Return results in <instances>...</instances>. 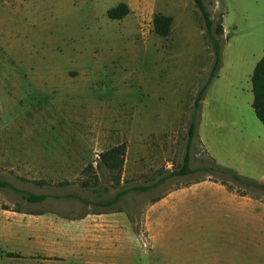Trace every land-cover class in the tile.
<instances>
[{"label": "rangeland", "instance_id": "374dc122", "mask_svg": "<svg viewBox=\"0 0 264 264\" xmlns=\"http://www.w3.org/2000/svg\"><path fill=\"white\" fill-rule=\"evenodd\" d=\"M203 2L214 22L223 13L225 33L189 150L194 173L134 191L182 164L194 97L212 63L193 0H0V179L49 196L29 203L0 190V264H264L263 215L248 237L237 220L179 216L154 237L143 231L145 209L170 190L235 184L215 165L264 179V127L251 107L264 0ZM119 3L128 14L108 19ZM157 14L172 19L167 37L153 31ZM117 145L125 154L112 188L96 164ZM120 189L129 192L114 206L98 204Z\"/></svg>", "mask_w": 264, "mask_h": 264}, {"label": "trees", "instance_id": "16d2710c", "mask_svg": "<svg viewBox=\"0 0 264 264\" xmlns=\"http://www.w3.org/2000/svg\"><path fill=\"white\" fill-rule=\"evenodd\" d=\"M194 6L199 12L200 18L203 23L204 29V41L206 46L210 49L212 53V63L210 71L205 83L197 91L191 114L188 120L187 132H186V151L182 159V164L178 169L167 172V174L161 177L158 181L154 182L149 186L144 187H133L131 190L134 191H148L157 188L160 184L165 182L167 179L173 177H184L194 173V170L190 168L189 163V150L192 146L193 139L197 136V128L199 124V116L201 111L202 101L204 99L206 90L212 80L217 76L221 64V55H222V37L224 34L222 27V17L223 13L219 14V17L216 22H214L210 13L206 10L203 0H193ZM129 10L126 4L119 3L117 6L110 8L106 11V16L110 20H121L127 14ZM153 31L159 37H167L170 34L172 19L169 16L157 14L152 19ZM251 92H252V103L251 107L253 113L260 124L264 127V53L255 64L252 75H251ZM125 148L123 145H117L111 147L105 151H102L98 155V162L96 164V174L100 172H105L106 180L110 187L115 188L120 185V174L123 166ZM215 165V164H214ZM215 171L219 174L228 176L239 188L238 193L246 195L250 194L244 191H255L259 193H264V183H260L256 180L246 178L236 174L234 171L226 168L219 167L215 165ZM243 191H242V188ZM104 191L106 188H103ZM241 189V190H240ZM0 190H10L20 195V198L29 202V203H41L48 199V195L40 194L33 195L30 193L22 192L14 189L7 181L0 179ZM129 190L120 189L116 192L111 198L103 200L98 204L101 207H112L119 200L125 196ZM251 195V194H250ZM253 196V195H251ZM256 197V196H253ZM258 198V197H256ZM40 215V214H38ZM9 257L17 258V254L10 253Z\"/></svg>", "mask_w": 264, "mask_h": 264}, {"label": "crops", "instance_id": "0c3cea01", "mask_svg": "<svg viewBox=\"0 0 264 264\" xmlns=\"http://www.w3.org/2000/svg\"><path fill=\"white\" fill-rule=\"evenodd\" d=\"M204 109L205 99L197 132L204 125ZM258 182L264 183V179L261 177ZM238 190L235 184L211 181L180 185L148 205L143 214V231L148 238L154 237L157 231L171 228L179 216L186 223L193 222L195 218L202 223L219 219L237 220L241 223L243 237H248L251 225L260 223L261 216H264V201L250 194H240ZM257 231L260 237H264V228L258 227Z\"/></svg>", "mask_w": 264, "mask_h": 264}]
</instances>
